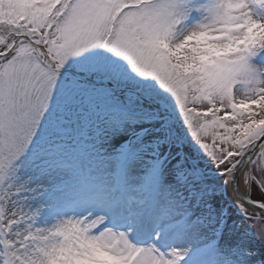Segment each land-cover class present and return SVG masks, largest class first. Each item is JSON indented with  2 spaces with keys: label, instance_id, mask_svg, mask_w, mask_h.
<instances>
[{
  "label": "rangeland",
  "instance_id": "1",
  "mask_svg": "<svg viewBox=\"0 0 264 264\" xmlns=\"http://www.w3.org/2000/svg\"><path fill=\"white\" fill-rule=\"evenodd\" d=\"M52 1L0 0V19L17 21L21 13L27 14L26 23L29 27L38 28L43 35L42 39L44 38V41L38 39L37 33H28L25 29L0 27V96L2 94L8 96H5L2 101L10 103L12 99L14 100L9 94L14 82V75L18 72L16 69L19 60H16L20 59V52L28 48L32 50L38 44L26 46L21 43L17 45L14 54L11 53V55L12 46L17 43L15 38H20V35H22V41L24 39L35 42L39 40V42H45L48 45L47 50L51 51L52 59L57 64L54 70L58 71L57 67L70 66L85 73L90 69L93 71L92 76L98 75L108 79L109 82H115V88L120 92L127 87L138 86L137 84L141 83L140 77L135 76L134 72H131L130 75H122V67L127 68L126 72L141 68L149 76L148 83L143 84L146 96L154 100L157 97L172 106L176 113V115L174 113L173 122L187 134L193 151L203 158L204 162L201 161V167L212 168V171L231 170L234 167L237 159L228 168L229 164L221 167L220 158L228 150L237 149L235 143L236 140H239L238 136L246 122L255 120L257 123H264L263 106L253 113L243 114L241 111H236L233 105L231 108L230 105V102L234 101V103L244 106L247 102L264 96V79L260 74V71L264 70V56L250 54L251 46L255 40L260 37L264 38V26H261L264 10L260 1L168 0L160 6L157 5L156 9L135 11L133 16L127 17L123 23L125 26L126 22L129 25L144 16L156 26V30L150 26L148 21L141 22L139 20L140 35L136 40L130 32H124L125 47L129 49L126 59L121 56L119 39L114 41L112 50H109L105 59L98 58L97 46L100 44L101 36L96 27L99 26L95 22L96 19L93 23L87 15L95 6L101 10V6L110 8L119 5L118 3L121 1L80 0L81 6H78L77 10L76 6H73L70 12L64 15V19L58 21L57 25L47 31V28L51 26V21L48 20L46 14ZM106 19L107 16L104 15L102 21ZM158 22L159 26L156 25ZM191 24H195L197 28L194 31L199 30V34L195 35L194 31H190ZM247 30L249 33H254V38L250 41L246 38ZM121 35L117 29L114 37ZM147 37L150 38V41ZM173 38L179 39L171 41ZM65 40L64 47L62 43ZM175 44H177V49L172 48ZM165 47L170 48L165 50ZM230 52L231 55H229ZM218 65L232 67V73L226 72L223 85L217 80L219 76L215 73ZM11 71L15 73L10 76ZM34 71L35 69H32V72ZM184 72H188L196 79L191 80L190 76L182 74ZM63 73L67 74L65 76L69 79L70 73ZM233 74L234 77H232ZM216 77L214 84L216 87L222 86L219 89L214 88V90L209 89L208 91L207 88L212 86L211 82ZM227 80L229 83L226 82ZM19 82L23 86H31L35 84L36 80L26 74L19 77ZM49 82L55 86L59 84V89L52 91V85H47L45 88L47 95L45 93L38 98L23 93L22 98L32 104L27 109H24L22 104L15 103L9 106L0 102V105L2 104L0 110L4 116L1 122L6 127L3 138L8 148L14 147L19 140L13 127H18L22 132H25L30 124L27 131L32 136L41 134L40 137L49 136L57 133L56 124L62 120H57L56 117L61 115L71 124L69 126L74 129L79 128L78 126H85L87 132L84 137H80V141L74 149L61 146L46 152L38 151V154H45L40 159V163L34 156H30L19 180L15 184L9 182L5 184V189L0 193V215L6 220L7 227L16 228L13 235L12 257L16 260V264H73L88 255L101 257L108 255L115 260L118 255L120 256L124 252V249L120 248L117 251L113 249L112 251L110 248H96L92 246L90 236L84 234V227L89 224L84 219L85 215L95 219L98 212L86 204H77L75 209H71L72 213H75L73 216L69 213L70 211L66 214H64L66 210L61 213L57 212L55 208L63 207L60 206L63 204L56 201V196H53V201L49 200L51 192L53 188L58 191V188L61 187L62 190L73 193V197H70L69 200L76 199L77 192H79L78 197L93 192L90 184L111 178L116 150L121 141L132 130L144 124H151L152 132L136 146L128 163L129 180L136 176H139V179L143 178L147 158H150L149 166L154 159L162 154L167 147V142L171 143L172 150L176 149L174 142L166 138L165 135L167 129L165 124H170V120L143 123L134 116L119 113L114 118L121 119L113 120L103 128L92 130L95 117L94 107L99 109L106 103L121 107L123 102L110 96L106 92L109 91L108 89L98 90L92 87L85 89L77 83H72L68 89L70 92L69 98H67L63 92H66L67 89L61 86L60 80L55 78ZM232 82H236L235 92L234 96H229L227 86ZM73 84L76 86L73 87ZM187 84L190 88L186 86ZM201 92H203L202 96L205 94V97L198 95ZM64 97L70 99L71 103ZM133 97L136 96L133 95ZM18 98L20 97L16 99ZM132 100L131 97L124 98L125 102ZM155 102L157 101L155 100ZM183 102L188 106V110L183 105L185 110L178 112L175 105L179 106ZM92 103L97 104L92 105ZM143 103V106H149V104ZM211 106L233 113L225 121L226 125L222 126L218 122L209 124L212 117L204 115L203 110ZM9 110L16 111L18 114L11 115ZM166 110L172 111L171 109ZM250 114H252V118H249ZM202 126L204 129H200ZM228 134L230 137L227 136ZM89 135L95 136L93 141ZM48 140L46 139L43 143ZM4 151L6 152H2L0 149V165L11 162V156L15 154L12 153L10 156L9 151L5 149ZM190 151L192 152L191 149ZM193 164L200 165L195 162ZM0 169L3 174L8 167ZM180 170L182 167L179 163L171 165L168 171L169 176L167 173L164 179L168 177L174 182L177 179L181 180ZM255 171L257 173L255 184L257 185L253 184V198L256 201L264 202V191L258 184V177L264 182V154L256 161ZM223 174L224 177L219 180L221 183L226 176V173ZM81 176H84L85 179L82 180ZM90 180H92L91 183ZM212 185H215L213 180L210 185L207 184L205 187L208 193L205 192L203 202L205 204L207 199L211 200L208 202L213 204V214H215L219 207H222L224 200L220 190L210 192ZM193 186L189 178L185 179L183 186H179L180 194L184 196L193 189ZM201 187H204V183L201 184ZM57 193L62 194L63 192ZM50 202L51 206H49ZM12 220L17 223L10 227L9 223ZM235 221L236 219L233 220V223ZM252 230L257 231L258 238L255 239L249 234V227L245 223L231 225L217 249L219 252L217 263L264 264V220H256ZM168 256H176L174 249L163 251L149 248L143 250L139 264H153V261L156 260L158 262L154 264H166ZM223 256L227 259L222 262ZM35 260L38 261L35 262Z\"/></svg>",
  "mask_w": 264,
  "mask_h": 264
},
{
  "label": "bare ground",
  "instance_id": "2",
  "mask_svg": "<svg viewBox=\"0 0 264 264\" xmlns=\"http://www.w3.org/2000/svg\"><path fill=\"white\" fill-rule=\"evenodd\" d=\"M258 1H260V4H264V0H258ZM190 28H189L190 31L193 32L195 30V28H197V27L194 24L193 26H190ZM199 32L200 31L197 30V31H194L193 34L196 35V34H199ZM175 46H176V44H175ZM148 160H150V159H148ZM145 162H146V160H145ZM145 162L143 163V165L145 164ZM146 164H148V163H146ZM245 180H246V171L244 170V171H242V174L240 176L241 186H244ZM177 185L178 184L174 181H166L165 188L162 190V193H161V199H159V201L156 202V205H157L156 208L159 212H158V214L157 213L153 214L154 216H157V217L152 222L151 227L154 228L155 232L159 236L168 235L171 232L172 227L168 228L165 231H160L158 228V225L156 224L157 219L161 218V217H166V216L169 217L176 210L184 208V209L193 211V214L195 215V216H193V217H195V219H194V226L195 227L200 228V229H209L211 226V222H209L203 218H200V216L202 215V210L197 206L193 207L191 205H185V203H183L182 199L179 198V194H178L179 189L176 188ZM96 186H97V184H96ZM138 188H139V179H136V178L132 179L130 186H129V189H131L130 192H133V190L137 191ZM97 191L99 194H98V196L95 197L94 202H96L97 204H101L105 201V198L108 197L107 195L111 194V192H112L110 189L109 180L103 182L101 188L98 189ZM228 191L231 192L230 186L228 187ZM129 199H130V197L127 196L126 200H129ZM132 201H135V200L132 199ZM129 210L132 212V215L129 216L127 214V217L130 221V224H135L133 221L136 220L138 222L140 220V216L142 215V213H140L139 203L138 202L133 203L132 208H130ZM197 216H199V217H197ZM170 222H172V221H170ZM131 228L134 229V226L131 225ZM190 231H191V229L187 232L186 238H184V239L174 238V246L173 247H174V249H176V251L180 255L190 252V250H191L190 247L192 245V242H195V241L191 240L192 238L194 240V234H191ZM115 232L113 230L107 229L101 233L94 234L91 237V239L94 243L92 245L94 247H97V248H106V247H110V246L113 247L112 241H113V235L115 234ZM123 233L124 232H120V234H123ZM190 234H191V236H190ZM122 237H125V236H122ZM186 239H189L191 241H186ZM111 247H110V249H111ZM145 247L147 248V246H145ZM37 261L38 260H35V262H37ZM157 262H158L157 260L153 261V264L157 263ZM194 263H192V264H194ZM200 263H202V262L198 261V263H195V264H200Z\"/></svg>",
  "mask_w": 264,
  "mask_h": 264
}]
</instances>
